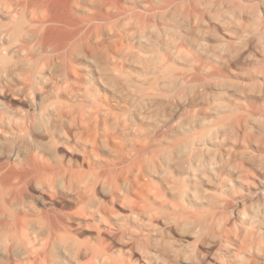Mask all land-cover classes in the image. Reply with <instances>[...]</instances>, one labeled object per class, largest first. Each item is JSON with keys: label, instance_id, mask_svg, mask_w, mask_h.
Here are the masks:
<instances>
[{"label": "rangeland", "instance_id": "1", "mask_svg": "<svg viewBox=\"0 0 264 264\" xmlns=\"http://www.w3.org/2000/svg\"><path fill=\"white\" fill-rule=\"evenodd\" d=\"M119 5L130 20L121 9L115 34L96 32L70 62L39 36L51 3L0 0V264H264V0ZM97 109L119 138L101 158L146 147V197L81 167L94 137L79 125ZM39 154L64 173H49L53 197L6 174Z\"/></svg>", "mask_w": 264, "mask_h": 264}, {"label": "bare ground", "instance_id": "2", "mask_svg": "<svg viewBox=\"0 0 264 264\" xmlns=\"http://www.w3.org/2000/svg\"><path fill=\"white\" fill-rule=\"evenodd\" d=\"M78 1L79 0H42L43 3H51L53 12L44 15L42 19L38 21L39 25L41 26L39 30V36L44 41L45 46L49 49H53L55 52L62 54V56H64L70 62L73 61V56L75 55L77 47L80 43H90V41H93L95 37L99 38V35H95L96 32L98 33L105 28L110 32L111 35L115 34L114 27L118 22L120 15L122 14L121 9L124 10L123 14L126 17V20H130L133 12L131 7H122L119 5V0H93L96 3V6L87 10L85 15H79V8L77 6ZM19 9H23V6L18 7L16 10H14V12L12 10V14L10 16L11 22L16 25V27L9 30V36L12 39H17L24 31V29L17 26L16 17L19 13ZM32 15L34 16V13ZM103 41L104 39L100 38L94 42L101 43ZM105 109L107 110V108ZM103 110L104 109H97L88 112L90 118H93L94 120L93 123L95 122L94 126L91 124L92 122L84 119L79 125V127L86 132L92 130L94 137L91 142L82 143L84 146L83 148L85 158H83L84 163L81 167L84 168V166H87L92 170H97V173L101 176L116 175L115 180H117V182H122L125 185L127 183H131L129 187H126L129 191L140 198L146 197L144 185L145 182L149 180L150 175L140 164L141 154L146 150V147H140L134 151H128L119 156L117 155L112 161H106L100 156V151L102 148L111 150V144L116 143L119 140L118 136L102 133L100 131L101 119L105 115ZM67 135L69 134L67 133ZM186 148L187 145L183 144L181 145L180 150ZM100 163L102 164L98 166ZM53 169L54 167H52L44 159V157L39 154L37 157H35L33 162L27 163L24 166L14 165L10 170L7 171L6 174L8 175L11 184L15 183L17 185H25L35 182V184L41 189L49 191L51 193V197H53V195L58 192V188H56L53 183L49 182V173L52 172L54 176L64 175L61 169ZM83 172L86 173L84 170H81L79 173ZM70 182H72V180ZM65 184L66 183L64 180L60 182L62 188H65ZM86 186L87 184L85 182L80 183V186L77 187L79 188L80 194L85 192ZM125 189L123 187H119L117 195L122 196L125 193ZM128 190H126V193ZM54 211L55 214L52 215H50L48 212H44L43 216L47 217L49 214L51 217H53L54 221H51L53 224L51 226V230L55 231V233L53 232L52 234L53 241L62 242L65 240V235L60 229L61 223L63 222V216L59 210L55 209ZM133 213H137V210L134 209ZM16 219V222H18L20 220V215H17ZM18 228L19 226L16 227V229ZM24 235L26 236V232L22 229L19 236L24 238Z\"/></svg>", "mask_w": 264, "mask_h": 264}]
</instances>
